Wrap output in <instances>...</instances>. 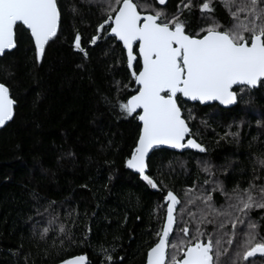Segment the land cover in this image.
<instances>
[{"label":"trees","instance_id":"16d2710c","mask_svg":"<svg viewBox=\"0 0 264 264\" xmlns=\"http://www.w3.org/2000/svg\"><path fill=\"white\" fill-rule=\"evenodd\" d=\"M187 2L140 0L164 9L169 18ZM59 4L58 33L47 42L41 62L34 61L30 34L19 24L16 47L0 56V83L15 102L13 117L0 129V264H59L76 255H85L88 264H144L165 217L161 188L165 194L172 190L181 201L176 209L179 220L185 190L209 179L205 164L226 192L238 184L247 188L250 181L264 185V168L256 162L264 157V87L251 93L250 105L226 109L180 97L191 137L206 151L153 150L146 174L159 187L152 189L125 163L139 122L112 106L135 93L125 51L115 38L101 36L89 43L100 23V6L94 0ZM216 7L218 21L227 25L226 15ZM200 16L198 7L191 14L181 13L193 33L210 22ZM77 32L87 57L74 48ZM204 187L212 192L217 208L224 204V196L212 191L211 183ZM52 217L56 221L49 225ZM247 219L264 237V208H252L243 227ZM60 224L68 235L60 232ZM184 226H174L169 246L176 240V229ZM45 227L49 232L42 239ZM202 227L212 231L210 224ZM249 264H264V256L249 258Z\"/></svg>","mask_w":264,"mask_h":264},{"label":"snow or ice","instance_id":"6c2138e0","mask_svg":"<svg viewBox=\"0 0 264 264\" xmlns=\"http://www.w3.org/2000/svg\"><path fill=\"white\" fill-rule=\"evenodd\" d=\"M94 2L100 6V23L89 43L95 44L101 36L119 41L122 51L127 53V67L135 82L134 95L112 104L122 114L140 122L135 146L125 163L148 186L157 189V181L146 174L150 150L167 145L173 149L206 151L190 138L188 123L178 103L180 97L202 104L218 101L225 106L250 105L251 93L264 87V0H203L198 5L188 0L170 18L164 9L142 5L140 0ZM159 3L164 5L165 0ZM216 5L226 15L227 25L218 21ZM194 7L199 8L201 20L210 21L195 33L181 18L182 11L191 14ZM72 11L77 10L73 7ZM61 18L59 0H0V53L16 47L15 28L19 24L30 32L34 61L41 62L47 42L58 33ZM73 45L87 57L79 32ZM14 103L9 88L0 83V126L13 117ZM261 123L257 120V124ZM256 162L264 168V157H257ZM209 168L207 164L203 168L209 173L203 185L194 182L185 190L179 220L176 208L181 201L172 190L165 194L160 189L167 204L166 216L156 233L157 242L147 250L146 264H249V258L264 255V237L260 236L258 226L247 219L243 227L252 208H264V185L250 181L247 188L238 184L226 192L212 178ZM210 183L212 191L219 190L225 198L219 208L212 192L204 187ZM55 221L52 217L48 223L52 225ZM178 223L185 226L176 229V240L169 246L170 233ZM204 224L212 225V231H206ZM59 227L60 232L66 233L63 224ZM48 232L49 227H45L41 238ZM67 242L72 243L70 239ZM60 264H85V256H73Z\"/></svg>","mask_w":264,"mask_h":264},{"label":"water","instance_id":"95a60500","mask_svg":"<svg viewBox=\"0 0 264 264\" xmlns=\"http://www.w3.org/2000/svg\"><path fill=\"white\" fill-rule=\"evenodd\" d=\"M158 2H159V0H157ZM167 1L168 0H165V4L167 3ZM164 4V5H165ZM29 34H30V32H29ZM117 42H119V41H117ZM120 43V42H119ZM34 44V43H33ZM121 44V43H120ZM121 46H122V44H121ZM136 48L138 49V45H136ZM12 49H5L4 50V52L3 53H0V56H2L5 52H8V51H11ZM125 53H126V51H125ZM126 57H127V53H126ZM234 88H235V86H234ZM135 94V93H134ZM133 94V95H134ZM9 96H10V94H9ZM11 98V97H10ZM12 99V98H11ZM181 99L182 100H184V101H186V102H191V103H199L200 105H210V104H217L218 106H220L221 108H224V109H226V108H229V107H232V106H234V105H228V106H225V105H220L219 104V102L217 101V102H212V101H209V102H206V103H200L199 101H191V100H188V98H184V97H181ZM139 111L140 110H137V113L136 114H138L139 113ZM11 120V119H10ZM9 120V121H10ZM9 121H6L5 122V125L9 122ZM139 122V121H138ZM140 123V122H139ZM5 125H3V126H0V129L2 128V127H4ZM189 130H190V128H189ZM190 138H192V137H190ZM192 139H194V138H192ZM185 143H187V141L185 140L184 141ZM157 149H167V150H170V151H173V152H179V153H181V152H184V151H187V150H189V151H194V152H201L199 149H193V148H182V149H173V148H170L169 146H167V145H160V146H157V148L155 149V150H157ZM153 150H150V153L146 156V163H147V160H148V157H149V155L151 154V152H152ZM126 168L130 171V172H132V173H134V174H136V175H138L139 176V174L137 173V172H135V170H133V169H129L128 167H127V165H126ZM146 171H147V169H146ZM165 203V202H164ZM165 205H166V207H165V216H166V210H167V204L165 203ZM178 207V206H177ZM177 209V208H176ZM175 226V225H174ZM171 234L172 233H170V236H171ZM170 238V237H169ZM168 241H169V239H168ZM168 241H167V244H168ZM157 242V241H156ZM152 247V246H151ZM147 254V253H146ZM256 255H261V254H256ZM255 255V256H256ZM76 256H79V255H76ZM83 256H85V255H83ZM262 256H264V255H262ZM71 258V257H70ZM70 258H68V259H70ZM60 264V263H59ZM85 264H88V259H87V257L85 256ZM144 264H146V259H145V263Z\"/></svg>","mask_w":264,"mask_h":264}]
</instances>
